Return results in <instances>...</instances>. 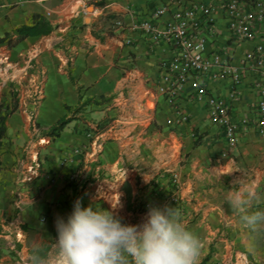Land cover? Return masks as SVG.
Listing matches in <instances>:
<instances>
[{
	"label": "crops",
	"instance_id": "0c3cea01",
	"mask_svg": "<svg viewBox=\"0 0 264 264\" xmlns=\"http://www.w3.org/2000/svg\"><path fill=\"white\" fill-rule=\"evenodd\" d=\"M164 1L0 0V60L13 66L11 74L0 72V106L19 103L0 139V264H25L33 242L56 239L55 220L67 218L76 180L82 207L111 209V200H118L114 211L124 223L146 218L149 208L140 209L141 200L177 208L204 244L200 264H264V254L257 261L245 252L244 233L223 200L241 182L264 191V138L249 129L229 145L223 128L193 94L183 102L188 121L168 122L177 114L158 88L160 61L171 56L170 48L150 49L136 28L138 19ZM39 16L53 30L19 38L17 29L32 26ZM215 21L219 34L209 50L231 45L233 61L240 64L254 42L229 38L223 9H217ZM252 77L233 102L237 118L248 115L257 98ZM230 84L221 78L210 87L226 95ZM81 103L85 109L59 137L43 135ZM89 128L97 133L92 139ZM78 146L86 149L83 156L73 154ZM24 150V167L33 155L42 164L31 183L21 182ZM174 173L180 174V207L166 200Z\"/></svg>",
	"mask_w": 264,
	"mask_h": 264
},
{
	"label": "built area",
	"instance_id": "2783aa9c",
	"mask_svg": "<svg viewBox=\"0 0 264 264\" xmlns=\"http://www.w3.org/2000/svg\"><path fill=\"white\" fill-rule=\"evenodd\" d=\"M223 9L226 30L233 41H251L254 47L247 50L240 64L233 61V47L223 46L210 51L209 44L219 34L215 21L217 9ZM164 15L167 19L161 20ZM136 28L140 30L146 44L152 50L166 45L171 56L160 61L161 83L158 91L165 96L177 116L168 122L181 125L188 121L190 115L185 108L186 95L203 102L209 117L214 124L223 128L229 145H236L243 132L253 129L264 138V0H225L216 4L207 0H165L152 13L138 19ZM13 66L6 59L0 60V72L11 74ZM252 74L250 81L257 98L253 102L250 113L237 118L233 111V102L242 93V84ZM221 78L231 80L228 93L220 95L210 87L212 81ZM188 86L191 92H187ZM37 95L42 94V85L36 86ZM32 126L36 132L39 127L32 118ZM87 132L91 139L97 133ZM48 142V138H40ZM86 149L74 147L73 154L83 156ZM27 151L22 153L20 174L21 182L31 183L39 175L42 164L37 155H33L31 163L24 167ZM73 161V159H69ZM172 190L166 194V200L180 207L183 199L180 193V174L172 175ZM149 202L140 201V209L150 207Z\"/></svg>",
	"mask_w": 264,
	"mask_h": 264
},
{
	"label": "clouds",
	"instance_id": "9594fccd",
	"mask_svg": "<svg viewBox=\"0 0 264 264\" xmlns=\"http://www.w3.org/2000/svg\"><path fill=\"white\" fill-rule=\"evenodd\" d=\"M223 200L244 233L245 252L258 261L264 254V191L241 182ZM117 207L118 200H111V209L75 201L66 219L57 216L56 239L33 242L25 264H200L204 244L177 208L150 206L141 223L130 224Z\"/></svg>",
	"mask_w": 264,
	"mask_h": 264
},
{
	"label": "trees",
	"instance_id": "16d2710c",
	"mask_svg": "<svg viewBox=\"0 0 264 264\" xmlns=\"http://www.w3.org/2000/svg\"><path fill=\"white\" fill-rule=\"evenodd\" d=\"M53 30L52 24L44 17H38L36 18L35 24L32 26H22L17 29V33L19 35V38L25 37L27 35H38V34H48ZM18 99L14 100V103L12 105H5L2 104L0 106V139L3 137L5 133V122L7 117L18 107ZM86 104L81 103L78 107L74 108L72 110L73 115H66L62 117L57 123H55L47 132H44L43 135H46L48 137H51L52 139H56L61 135V132L66 127V125L72 121L75 117V115L79 112H81ZM71 110V108H69ZM85 185V182L83 183V186ZM75 189L78 190V182L77 180L74 182ZM76 190L74 193V196L70 202L69 205V213L72 211L74 202L76 199L80 196L81 193H79ZM68 213V214H69Z\"/></svg>",
	"mask_w": 264,
	"mask_h": 264
},
{
	"label": "rangeland",
	"instance_id": "374dc122",
	"mask_svg": "<svg viewBox=\"0 0 264 264\" xmlns=\"http://www.w3.org/2000/svg\"><path fill=\"white\" fill-rule=\"evenodd\" d=\"M40 133V132H39Z\"/></svg>",
	"mask_w": 264,
	"mask_h": 264
}]
</instances>
